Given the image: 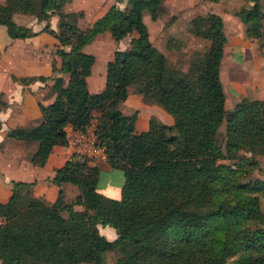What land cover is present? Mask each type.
<instances>
[{"label":"trees","instance_id":"obj_1","mask_svg":"<svg viewBox=\"0 0 264 264\" xmlns=\"http://www.w3.org/2000/svg\"><path fill=\"white\" fill-rule=\"evenodd\" d=\"M65 1L8 0L0 5V24L10 37L36 34L13 20L15 12L35 13L45 21L41 30L57 38L61 57V74L52 78L55 98L38 103L41 121L7 134L38 141L30 161L44 165L54 145L67 143L66 125L85 130L95 122L96 141L108 164L123 171L121 195L105 197L97 189L99 168L80 154L56 168L52 180L59 191L51 205L32 195L33 181H14L9 199L0 201V262L104 264L103 253L115 250L110 264H264V179L245 180L259 165L256 156L264 155V100L243 97L227 111L220 77L226 43L222 16L208 11L190 20L189 31L208 39L209 46L181 69L170 65L151 42L143 19V9L155 19L163 0H125L123 8L117 2L124 0H116L85 29L66 19ZM263 6L264 0H253L235 12L250 35L264 34ZM53 14L58 16L57 30L48 22ZM104 31L117 40L133 31L136 36L114 51L106 64L104 88L91 92L87 76L95 56L83 46ZM174 43L178 47L180 41L171 36L166 44L176 48ZM132 82L172 115L173 124L151 117L146 132L136 129L137 111L126 114L118 108ZM224 119L222 148L217 133ZM153 138L164 155H154ZM63 182L78 186L72 201L64 199ZM76 204L83 206L81 213ZM99 223L113 227L116 238L102 234Z\"/></svg>","mask_w":264,"mask_h":264},{"label":"crops","instance_id":"obj_2","mask_svg":"<svg viewBox=\"0 0 264 264\" xmlns=\"http://www.w3.org/2000/svg\"><path fill=\"white\" fill-rule=\"evenodd\" d=\"M86 1H88L89 3H92L93 6L91 8L94 10V12H96L95 14H97L92 18L93 22L98 17H100L102 14H104V12H106V10L112 4L116 2V0H86ZM215 1H221V0H213V3ZM117 3L122 8L126 5L125 0L122 2H117ZM178 4L179 2H177V6ZM161 6L163 9V4ZM86 7H88V3H82L79 6V9L81 10L82 13H84L86 10ZM208 11H215L219 13L223 18L224 31L226 34V43L224 46V54H223V57L220 63V72H221V65L223 66V62L225 58V47L228 41V35H227V23L228 22H226V17L233 16V13H230L229 11H220L218 10L217 7L214 9L212 7ZM143 19H144V16H143ZM152 20L155 21L154 22L155 27H153L152 25V27L154 28L153 32L155 35L151 42L159 50L162 51L164 48H166V42L168 38L171 36L178 39L182 44L181 48H178V49L173 48V50L180 51V50H183L185 46L187 47V45L184 44V41L175 35L169 34L168 36L160 37V35L155 32V31H161L165 25H169L170 24L169 21L166 22V24H164L165 22L163 20H160L159 16ZM43 22L38 23V25L30 24V23L25 24L27 26L32 27L34 31H38V32L32 36L21 38L23 39L22 41H24L23 43L16 40L17 38L10 37L7 34L6 26L0 24V53H2V50H5L7 45L10 44V56H8V59L4 58V60H1V54H0V61L2 62V65L0 64V74H4L6 72V73H9L10 76L15 75L16 77H20V76L26 77L28 75H32V76L43 75V76L48 77L44 81L43 80H33L32 82L29 81L30 83L13 82L7 79V82L10 86V90L8 89L9 87L6 89L4 88L3 85H5L6 82L0 85V102L4 104L3 106L0 104V143L4 142L5 134H7L10 128H18L16 126H23L25 128H29L30 123H33V124L35 123L34 126H36L42 119V113L40 111L38 103L41 102L43 104H48L52 102L53 99L55 98V93L51 90V85L53 82L52 78L55 75L61 74L58 71L61 65V57L58 53H56L57 44H58L57 38L51 32L46 31V30H41L44 25ZM48 22L50 24L51 29L57 30L58 16L52 17ZM233 23L237 24L238 26L240 25V27L242 26V22H233ZM19 24H22V23H19ZM78 26L82 29H85L86 27H88V26H81V25H78ZM104 32H107V36H108L107 38L109 40L110 39L112 40L111 33L109 31H104ZM133 36H136V32L134 31L124 36L123 38H121L118 42H115L116 46L120 44V49L126 48L129 45L130 38ZM241 36H244V35H241ZM94 41H97V40H94ZM239 41L241 40H238L237 42ZM45 49H47V51H45ZM115 50L116 48L112 52L114 53ZM113 53H112L111 58L113 57ZM109 55H111L110 52H109ZM254 57H255L254 55H250V54L247 55V59H245V61H243V63L241 64L233 60L228 67V75L230 76L231 82L236 90V92L234 93L235 99H237L241 95V93L245 92L247 95H249V97L264 100V98H260L258 96V89L256 86L257 74L262 69L257 63L258 59L255 60ZM95 60H96V57H95ZM53 63L55 65V68L57 69L55 71L53 69ZM235 65L238 66V70H240L239 75L238 74L234 75L232 73V68ZM7 70H9V72ZM91 71H92V68H91ZM64 74L63 76L67 80V74L66 75ZM89 75L87 76V84H88V89L91 91L92 89L88 83ZM105 82H106V68H105ZM105 82H104V86H105ZM222 84L224 88L225 85L223 82ZM7 90L9 91L6 92ZM39 91L42 97L41 99L35 96L34 97L35 102H32L25 98L26 96H29L30 92H33L34 94V93H38ZM50 91L53 93H51ZM224 91L226 95L227 93H226L225 88H224ZM91 92H98V91L92 90ZM51 94H54L52 100L45 102L44 99L51 98ZM128 95L126 99L128 98ZM2 97L4 99H2ZM144 106L147 107L145 104H142V107L140 108V110L136 109L138 110L137 119H136V129L137 130L140 127L142 128L141 123L143 125L146 124V120L148 121V125H149L150 117H149V113L147 114L145 112L146 110H150L151 112L157 111V109L152 107L151 105H150L151 108L143 110ZM228 106H229V102L227 101V95H226V107L228 108ZM163 110L165 111V113H168L165 109ZM126 114H130V113H126ZM168 115L171 117L166 116L165 119L168 122L167 124L171 125L173 124L174 120L170 113H168ZM143 116L145 117L144 119L142 118ZM20 141H22L21 143H27L25 141L29 142L31 140L16 139L15 143H20ZM36 146L38 147V143L36 144ZM5 150L6 149L0 148V201L5 202L9 199L10 194L12 192V186H13L14 181H25V182L33 181V184L31 187L32 195L35 197L43 198L46 204L51 205L54 202V200L57 198L58 191H59V186L52 180L55 174V170L56 168L61 167L70 156H72L73 154H76L74 150L72 149L71 145L67 143L63 145H54L44 165L33 164L30 161V158L32 155L30 157H26L25 159H22L21 157L16 155L18 151H13L14 155H11L10 153H5ZM256 159L259 162L260 168L263 169L264 171V155L259 154L256 156ZM88 163L90 165H95L99 168V172H100L99 177L102 171L111 173L112 170L119 169V168L111 167L108 164L104 151H100L98 154L92 157H88ZM257 177L264 179L263 174L262 176H257ZM123 182H124V175H123ZM61 187L63 189L64 199L67 202L72 201L79 191L78 186L71 182H63ZM108 191L114 192L113 198H119L121 195V188L120 189L118 188L117 190V187H112V188H109ZM118 191H119V194H118ZM82 208H83L82 205H79V204L74 205L75 210H78V209L81 210ZM97 227L99 231L102 234H104L108 239L112 240L116 238L117 233L113 227L109 225H102L100 223L97 225ZM0 264L2 263L0 262ZM76 264H79V263H76Z\"/></svg>","mask_w":264,"mask_h":264},{"label":"rangeland","instance_id":"obj_3","mask_svg":"<svg viewBox=\"0 0 264 264\" xmlns=\"http://www.w3.org/2000/svg\"><path fill=\"white\" fill-rule=\"evenodd\" d=\"M8 2V0H0V5H4ZM177 2H179L177 6ZM212 2V3H210ZM216 2V3H215ZM213 3V0H163V9L159 13L160 20H163L166 24V22H170L169 25H165L161 31H155L157 34L160 35V37L168 36L169 34L175 35L179 38H181L184 41V44L187 45L183 50L175 51L173 48H168L166 44V48H164L162 51L165 53V55L168 58V62L170 65L177 66L181 69H187L189 63L191 62L193 56L195 54L198 55H204L209 46V40L201 37L196 36L189 32V22L190 20L197 14H205L209 9L213 7L218 8L220 11H229L230 13H233V16H227L226 22L227 23V35H228V41L225 47V58L223 62V66L221 65V80L225 85L226 95H227V101L229 102V106L227 108V111L231 110L234 106V104L240 100L243 97L254 99L253 97H249L245 92L241 93V95L235 99L234 93L236 92L230 76L228 75V67L230 63L234 60L239 62L240 64L247 59V55H254V59L257 60V63L259 64L260 68L264 70V34L260 33V35H250L246 30V24H244L240 18L234 14L238 9H240L243 6L249 7L253 0H221V1H215ZM36 2V7H37ZM82 3H88V7H86V10L84 13L81 12L79 9V6ZM212 5V6H210ZM93 5L92 3H89L86 0H66L64 2V6L62 7V10L67 13L66 19L81 25V26H91L93 23V17L97 14L94 12V10L91 8ZM176 7V8H174ZM264 10V6H263ZM57 14H53L50 16L49 20L52 17H56ZM143 16L145 23L148 27L149 31V38L152 41L154 38V22L150 15L149 11L147 9H143ZM157 16V17H158ZM13 20L19 23L25 24H37L40 22H43L44 20H40L38 16L35 13H25V12H15L13 14ZM158 20V19H157ZM233 22H242V26H238L237 24ZM45 24V21L43 22ZM42 24V23H41ZM234 24V25H233ZM153 25V27H152ZM264 29V21H263V27ZM240 34V35H239ZM244 35V36H241ZM237 36V38H236ZM107 32L98 33L94 38L92 42H89L83 47L84 51L91 52L95 55L96 60L92 66L91 74L89 75L88 83L93 91H101L104 87L105 82V68H106V62L108 59L112 56V51L116 49H120V44L116 46L115 42H118L119 40L113 39L112 40L107 38ZM239 38V39H238ZM19 42L23 43V39L17 38ZM97 40V41H94ZM178 40V39H177ZM238 40H241L237 42ZM17 42V41H16ZM30 42V41H28ZM167 43V42H166ZM173 47H176V49L181 48L182 44L179 43V46L177 47L176 44H173ZM47 51V49H45ZM161 51V50H160ZM13 52V51H11ZM109 52L111 55H109ZM1 54V60H4V58L8 59V56H10V44L7 45L5 50H2ZM40 54V53H39ZM41 55V54H40ZM45 55V54H44ZM252 58V57H251ZM0 64L2 65V62L0 61ZM7 66V65H6ZM260 70L257 74V81L256 86L258 89V96L260 98H264V71ZM9 72V70H7ZM239 71V72H238ZM232 73L234 75H239L240 70H238V66H234L232 68ZM64 72H62V75ZM66 75V73L64 74ZM32 75H28L26 77L30 78ZM24 76L16 77L15 75H11L9 73L0 74V85L5 83L4 88H8L10 90V86L7 82V79L9 81L13 82H19L24 83L22 80ZM66 80V79H65ZM31 80L30 82H32ZM27 82V83H30ZM138 84L136 82H132L129 84L128 88V98L126 100H122L118 103V108L124 112V113H131L133 111H137L142 107V104H145L147 107H143V110L149 109L152 107L156 108V112H151L150 110H146L145 112L148 114L149 117H154L158 122H161L163 124H167V120L165 119L166 116L171 117L168 115V113H165V111L162 109L161 105L156 103L154 100L145 97L141 92L138 91ZM7 90L6 92H8ZM50 90V88H49ZM91 90V91H92ZM51 92V91H50ZM53 93V92H51ZM37 96L40 99L42 98L40 95V91L38 93L30 92L29 96H26L25 98L29 101L35 102L34 97ZM54 94H51V98L44 99L45 102H48L52 100ZM2 99H4L2 97ZM2 101V100H1ZM0 104L3 106L4 104L0 102ZM151 105V106H150ZM142 112V110H141ZM145 118L144 116L142 117ZM37 123V122H36ZM35 123H30L29 126L33 127ZM142 125V128L140 127L138 130L140 132H146L148 130V121L146 120V124ZM168 125V124H167ZM16 127H23V126H16ZM12 129V128H10ZM169 134H176L177 132L175 130H169ZM19 140V139H18ZM16 138H13L9 136L8 134H5V139L3 143H0V148L6 149L5 153H10L11 155H14L13 151H18L16 153L17 156L21 157L22 159H25L26 157H30L33 152L37 149L36 144L38 141L31 140V141H25L27 143H15ZM153 148H154V155L160 156L164 155V152L162 151L159 144H157L156 139L153 138L152 140ZM217 144L219 147L224 148L225 145V119L221 123V125L218 128L217 133ZM250 153H248L249 155ZM224 163H232L235 162L234 160L230 159H222L221 160ZM264 175L263 169L260 168L258 165L255 169H253L248 176H246L245 180L254 179L257 176ZM123 184V172L120 169H114L111 173L102 171L99 177V181L97 183V189L107 198H113L114 192L108 191L109 188L117 187L120 189ZM76 193V191H75ZM111 193V194H110ZM119 194V191H118ZM117 194V195H118ZM261 206L264 208V198L261 201ZM83 207V206H82ZM51 209V208H48ZM84 208L81 210H76V212L81 213ZM117 257V251L111 250L106 251L103 253V263L104 264H110L112 263ZM79 264H93L91 262H82Z\"/></svg>","mask_w":264,"mask_h":264},{"label":"built area","instance_id":"obj_4","mask_svg":"<svg viewBox=\"0 0 264 264\" xmlns=\"http://www.w3.org/2000/svg\"><path fill=\"white\" fill-rule=\"evenodd\" d=\"M65 130L67 144L71 145L76 154L92 157L104 151V148L96 141L95 122H91L85 130L75 129L71 125H66Z\"/></svg>","mask_w":264,"mask_h":264}]
</instances>
